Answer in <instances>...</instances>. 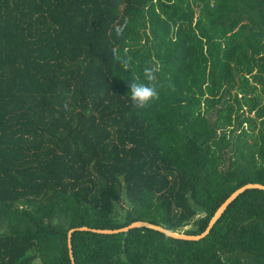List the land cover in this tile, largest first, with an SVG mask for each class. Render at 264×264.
Listing matches in <instances>:
<instances>
[{
	"label": "trees",
	"instance_id": "obj_1",
	"mask_svg": "<svg viewBox=\"0 0 264 264\" xmlns=\"http://www.w3.org/2000/svg\"><path fill=\"white\" fill-rule=\"evenodd\" d=\"M145 67L159 99L136 110ZM249 181L264 183V0H0V264H72L79 226L198 234ZM71 242L76 264H264V189L200 240Z\"/></svg>",
	"mask_w": 264,
	"mask_h": 264
},
{
	"label": "water",
	"instance_id": "obj_2",
	"mask_svg": "<svg viewBox=\"0 0 264 264\" xmlns=\"http://www.w3.org/2000/svg\"><path fill=\"white\" fill-rule=\"evenodd\" d=\"M248 188H260L264 189V183L261 182H256V181H249L246 182L234 190H231L228 194V196L218 205V207L215 209V212L209 219L207 226L205 229L198 233V234H187L183 231H172L168 228H165L163 225L160 224H155L150 221L146 220H135L132 221L131 223L122 226V227H115V228H107V227H91L89 225L86 226H79V227H74L70 228L67 231V247H68V254L69 258L71 260L72 264H76L74 255H73V250H72V242H71V235L74 230H91L95 232H100V233H116V232H127L132 228H149L158 232H161L165 234V236L174 238V239H183V240H200L204 238L206 235L209 234L210 230L212 229L213 225L217 222V220L220 218V216L223 214L225 211L226 207L228 206L229 202L236 198L241 192Z\"/></svg>",
	"mask_w": 264,
	"mask_h": 264
},
{
	"label": "clouds",
	"instance_id": "obj_3",
	"mask_svg": "<svg viewBox=\"0 0 264 264\" xmlns=\"http://www.w3.org/2000/svg\"><path fill=\"white\" fill-rule=\"evenodd\" d=\"M129 26L128 19H124L122 22L117 23L114 26L115 36L119 39L125 34L126 29ZM113 59L120 63L124 69L128 68L127 62L119 55L118 50L113 47L111 49ZM143 77L131 80L128 84V99L131 106L136 110H143L150 106V104L159 99V92L157 87L152 83L154 80L153 70L149 67L143 69ZM64 108L67 110L68 105L65 103Z\"/></svg>",
	"mask_w": 264,
	"mask_h": 264
},
{
	"label": "rangeland",
	"instance_id": "obj_4",
	"mask_svg": "<svg viewBox=\"0 0 264 264\" xmlns=\"http://www.w3.org/2000/svg\"><path fill=\"white\" fill-rule=\"evenodd\" d=\"M210 117H211V118L213 117V114H212V113L210 114ZM190 226H191V225L189 224V225L183 227V228H182L181 230H179V231H183V230H185V229H189ZM35 264H41V263L36 259Z\"/></svg>",
	"mask_w": 264,
	"mask_h": 264
}]
</instances>
